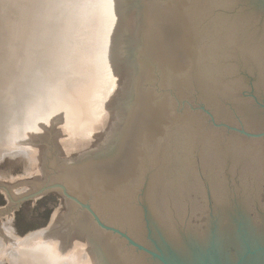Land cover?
<instances>
[{"label":"water","instance_id":"1","mask_svg":"<svg viewBox=\"0 0 264 264\" xmlns=\"http://www.w3.org/2000/svg\"><path fill=\"white\" fill-rule=\"evenodd\" d=\"M5 156L0 264H264V0H0Z\"/></svg>","mask_w":264,"mask_h":264},{"label":"rangeland","instance_id":"2","mask_svg":"<svg viewBox=\"0 0 264 264\" xmlns=\"http://www.w3.org/2000/svg\"><path fill=\"white\" fill-rule=\"evenodd\" d=\"M22 162L19 157H3L0 162V176L20 173ZM60 202L57 192L51 191L35 199L23 201L17 210H12L10 218V231L15 236L21 237L31 231L40 229L49 221L53 209ZM6 204L5 196L0 192V207ZM3 264H7L4 262Z\"/></svg>","mask_w":264,"mask_h":264}]
</instances>
